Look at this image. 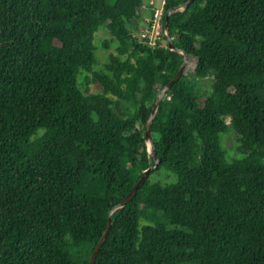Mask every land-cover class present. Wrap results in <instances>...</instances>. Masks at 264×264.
Instances as JSON below:
<instances>
[{
	"label": "trees",
	"instance_id": "16d2710c",
	"mask_svg": "<svg viewBox=\"0 0 264 264\" xmlns=\"http://www.w3.org/2000/svg\"><path fill=\"white\" fill-rule=\"evenodd\" d=\"M187 1H167L165 26ZM144 2L0 0V264H90L110 212L155 164L146 125L184 57L166 36L156 48L135 36ZM102 27L113 39L99 66ZM170 36L192 75L151 134L155 172L177 182L150 173L96 264H264V0H196Z\"/></svg>",
	"mask_w": 264,
	"mask_h": 264
},
{
	"label": "water",
	"instance_id": "95a60500",
	"mask_svg": "<svg viewBox=\"0 0 264 264\" xmlns=\"http://www.w3.org/2000/svg\"><path fill=\"white\" fill-rule=\"evenodd\" d=\"M196 0H189L187 2H185L184 4L178 5L173 7L172 9H170L167 14H166V38L168 41V45L169 48L173 51L179 52L183 55L184 57V62L181 65L178 73L176 74V76L169 82L166 84V86L161 90V92L159 93L155 105L152 109V113L150 115V118L147 122L146 125V135H145V140L148 143H150L151 145V153L153 154L154 160H155V164L151 167H149L147 170H145L141 176V178L139 179V181L136 183V185L134 186V188L131 190V192L125 197V199H123L121 201V203H119L111 212H110V218H109V223H108V227L105 230L104 234L102 235L101 239L99 240L93 254L90 260V264H96L98 255L102 249V247L104 246L107 237L110 233V230L112 228L113 225V213L121 208H124L136 195L138 190L142 187V185L146 182L148 176L150 175V173L155 172L159 167H160V159L158 157V154L156 153V146L154 144V142L152 141V134H151V130H152V124L154 121V118L157 114V111L160 107L161 101L164 99L165 95L167 94V92L173 87L174 84H176L183 76L186 66L188 64V55L186 52H181L180 49L173 43V40L170 36V18L173 14L179 12V11H185L187 9H189Z\"/></svg>",
	"mask_w": 264,
	"mask_h": 264
},
{
	"label": "rangeland",
	"instance_id": "374dc122",
	"mask_svg": "<svg viewBox=\"0 0 264 264\" xmlns=\"http://www.w3.org/2000/svg\"><path fill=\"white\" fill-rule=\"evenodd\" d=\"M112 39L113 38H112L109 30H107L105 27L100 28L99 31L96 33V40L98 43V50L96 51V56L99 59V66L105 65L109 61V59H108L109 51L105 50L101 46V44L103 43V41H107V40L110 41ZM117 44L118 43L116 41L113 42L112 45H114V46H113L112 50H114V48H115V46H117ZM192 69H193V65H191L188 70H185L187 75H192ZM210 79L209 78L205 79L202 82L204 93H206L205 91H207V89L210 88V82H211ZM82 82H83L82 77H80V83H82ZM93 91L99 92L100 89L95 87ZM221 138H222V141H223V144H224L226 150L228 151V157L229 158L235 157L237 146H238V141H237L238 135L236 134V132L233 130H230L228 133L222 135ZM148 147L151 150L150 143H148ZM150 180L152 183L160 182L162 184H171V183L177 182V177L174 173H171L168 170H166L165 168H162L161 170H158L153 175H151ZM170 228H173V227H170Z\"/></svg>",
	"mask_w": 264,
	"mask_h": 264
},
{
	"label": "built area",
	"instance_id": "2783aa9c",
	"mask_svg": "<svg viewBox=\"0 0 264 264\" xmlns=\"http://www.w3.org/2000/svg\"><path fill=\"white\" fill-rule=\"evenodd\" d=\"M168 0H148V14L144 17L135 36L140 42L151 48L165 45L166 28L164 25L165 10Z\"/></svg>",
	"mask_w": 264,
	"mask_h": 264
},
{
	"label": "crops",
	"instance_id": "0c3cea01",
	"mask_svg": "<svg viewBox=\"0 0 264 264\" xmlns=\"http://www.w3.org/2000/svg\"><path fill=\"white\" fill-rule=\"evenodd\" d=\"M145 2H144V6L142 7V12H143V14H144V17L148 14V7H147V1L148 0H144Z\"/></svg>",
	"mask_w": 264,
	"mask_h": 264
}]
</instances>
